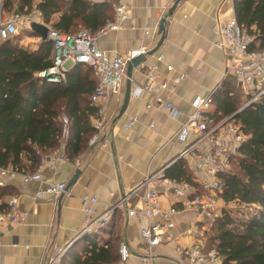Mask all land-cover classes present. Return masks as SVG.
Listing matches in <instances>:
<instances>
[{
    "label": "crops",
    "instance_id": "0c3cea01",
    "mask_svg": "<svg viewBox=\"0 0 264 264\" xmlns=\"http://www.w3.org/2000/svg\"><path fill=\"white\" fill-rule=\"evenodd\" d=\"M108 1L113 10L116 4H125L130 17L121 30L101 36L100 48L114 55L148 46L149 53L142 64L131 70V76L127 72L117 93L100 101L105 129L98 140L92 142L90 138L76 158H69L57 170H45V178L67 184L77 171H81L68 191L58 198L48 194L40 198L39 191L45 188L43 183L23 182L20 176L13 178L0 174V179L7 182L4 187L9 185L14 190L0 197V211L5 209L11 197L19 196L21 210L25 213L21 224L4 229L0 235V264H52V260L74 244L83 229V199L91 195L99 197L101 213L114 203H120L110 222L99 231L103 234L100 237L108 240L113 232L128 243L131 251L130 259L122 264H141L140 256L146 251L141 231L150 222L139 216H129V210H138L143 205L140 195L131 196L130 192L148 174L170 167L178 160L184 144L175 141V134L192 113L195 97L209 95L224 80L233 77L227 75L229 57L214 45L216 35L213 31L219 19L235 15L234 0ZM57 19L59 14L55 16ZM164 20L165 39L159 46L163 35L160 26ZM147 30H150L149 34ZM22 42L21 39L20 44L30 49H36L40 43L30 46ZM155 48L157 51L150 53ZM151 66L157 67L159 80L179 79L163 95L181 111L180 118L171 117L166 110L148 107L153 99L152 92L147 90ZM131 120L132 127L126 129ZM222 135V142L230 144L231 136L225 130ZM212 143L206 141L204 149H210ZM187 161L199 184L198 188L190 185L196 190L191 198L202 195V191L207 193L202 186L203 181L210 180L209 176L194 170ZM161 192L164 209L175 205L182 208L172 191L163 188ZM219 204L222 208L226 205L223 199ZM174 221L176 226L172 235L175 239L166 240L156 249L155 264H189L176 251L177 242L190 245L200 241L205 248L211 225L200 212L181 209Z\"/></svg>",
    "mask_w": 264,
    "mask_h": 264
},
{
    "label": "trees",
    "instance_id": "16d2710c",
    "mask_svg": "<svg viewBox=\"0 0 264 264\" xmlns=\"http://www.w3.org/2000/svg\"><path fill=\"white\" fill-rule=\"evenodd\" d=\"M0 6L12 15H28L36 8L43 22L61 34L75 35L82 28L96 34L115 17L108 0H0ZM234 8L239 23L264 50V0H234ZM20 37L0 42V167L32 172L44 155L63 148L74 159L89 143L95 132L92 118L99 116L91 100L97 79L89 66L78 64L60 82H49L42 74L53 65V41L42 40L30 49L20 44ZM213 98L209 117L215 124L232 118L247 139L222 174L220 196L226 206L208 230L204 250L217 249L222 264H264V96L244 106L249 98L229 77ZM63 115L70 119L66 141ZM164 176L199 187L185 158L167 167ZM12 192L11 186H0V197ZM120 243L113 232L108 240L97 231L87 233L65 252L61 264H122Z\"/></svg>",
    "mask_w": 264,
    "mask_h": 264
},
{
    "label": "built area",
    "instance_id": "2783aa9c",
    "mask_svg": "<svg viewBox=\"0 0 264 264\" xmlns=\"http://www.w3.org/2000/svg\"><path fill=\"white\" fill-rule=\"evenodd\" d=\"M114 8V20L109 21L96 34L86 30L75 35L61 34L49 26L51 30L49 40L54 43L53 65L43 72V77L47 78L49 82H60L73 66L83 64L93 70L97 79L96 89L91 100L94 105L98 106L99 116L92 122L95 130L91 137L92 142L98 140L105 129V117L103 109L99 105L100 101L107 100L111 94L119 91L127 78V68L131 60L138 56H146L150 50L148 46H143L139 49H128L110 55L100 48L101 36L109 31L121 30L130 17L129 9L125 4H116ZM27 19L30 20L29 25L34 22L44 23L42 12L36 8L28 14ZM20 20L21 15L15 14L4 21L0 11V42L18 34L17 25ZM213 32L216 35L214 45L229 57L227 75L236 78V82L242 88L245 96L249 98L244 106L258 101L264 96V50L258 49L255 36L239 23L235 15L219 19ZM147 33L149 34L150 30H147ZM253 46L255 49H252ZM156 69L155 66L149 68L147 90L152 92L153 99L148 103V107L158 111L166 110L171 117L178 119L181 116V111L163 95V92L168 90L172 83L179 82V79L159 80ZM220 86L221 84L218 88ZM192 106V113L187 115L186 120L175 134V141L184 144V149L178 159L189 160L194 170L205 172L209 176L210 180L203 181L202 186L207 193L191 198L193 191H196L194 187L186 182L177 185L173 180L166 178L164 176L166 168L148 174L131 190L130 195H140L143 205L138 210H129V216H139L150 222L141 231L146 247L145 253L140 256L141 264H155L156 249L166 240L175 239L172 235L176 226L174 217L179 214L181 209L200 212L212 226L226 206L222 208L219 204V201L222 200L220 194L224 188L222 174L230 170L232 155L238 152L239 147L246 141L247 135L240 125L230 117L217 124L209 117L214 109L213 92L207 96H196ZM62 121L64 124L62 139L66 141L70 137V119L67 115H63ZM132 124L133 120L126 125V129L131 128ZM223 130L231 136L230 144L222 142ZM191 137L194 139L191 140ZM206 141H213V146L210 149H204ZM68 159V153L62 148L44 155L41 164L35 171L23 172L0 167V174L13 178L20 176L23 182H41L45 188L39 191L40 198H44L47 194L58 198L66 192L67 183L51 181L45 178L44 172L45 170H57ZM6 184V181L0 179V186ZM163 188L172 191L173 195L182 203V208L176 205L168 210L163 208L161 202ZM100 202L96 195L84 197V227L79 232L78 239L87 233L104 230L110 222L114 208H108L101 213L98 208ZM24 218L25 213L21 210L19 196L11 197L7 209L0 211V235L4 229L21 224ZM119 251L121 261L127 262L131 257L128 243L121 241ZM176 251L184 256L189 264H222L223 261L217 249L205 251L200 241L190 245L177 242ZM65 252L63 251L51 263L56 264L60 261Z\"/></svg>",
    "mask_w": 264,
    "mask_h": 264
},
{
    "label": "water",
    "instance_id": "95a60500",
    "mask_svg": "<svg viewBox=\"0 0 264 264\" xmlns=\"http://www.w3.org/2000/svg\"><path fill=\"white\" fill-rule=\"evenodd\" d=\"M177 3H176L175 6H177ZM164 22H165V20L162 21L161 26H160V31L163 33V35H162V38H161V40L159 42V46H161L163 44L164 39H165V25H164ZM31 28H32V30L34 32H36L40 36V38L42 40H49V34H50V31H51L49 26H47L44 23L34 22V23L31 24ZM158 48H155L150 53H155ZM144 59H145V56H138V57L134 58L133 60H131V62L128 65V69H127L128 76H131V70L134 67H137L140 64H142L144 62ZM80 175H81V171H77L75 176L67 184V187H66L67 191L77 182V180H78ZM78 240H79L78 238H75L74 239V243L77 242Z\"/></svg>",
    "mask_w": 264,
    "mask_h": 264
},
{
    "label": "rangeland",
    "instance_id": "374dc122",
    "mask_svg": "<svg viewBox=\"0 0 264 264\" xmlns=\"http://www.w3.org/2000/svg\"><path fill=\"white\" fill-rule=\"evenodd\" d=\"M12 14H13L12 11L3 10L1 8V17L4 21L7 20L8 18H10L12 16ZM20 15H21V20L18 22V25H17L18 26V34L17 35L21 36L20 40L22 39L23 44H28L30 46L36 45L38 42L41 41V38L38 35H36V36L31 35L32 34L31 33L32 28L30 26L31 24L29 25L30 20L27 19L28 15H26V14H20ZM47 25L52 27L50 24H47ZM81 30H84V29L82 28V29H80V31ZM245 101H243V102L246 103ZM232 206H234V205H232ZM119 207H120V203H117V204L114 203L110 208H114L113 210H114V212H116L119 209ZM100 234L103 235L102 233H100Z\"/></svg>",
    "mask_w": 264,
    "mask_h": 264
}]
</instances>
